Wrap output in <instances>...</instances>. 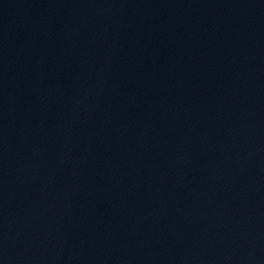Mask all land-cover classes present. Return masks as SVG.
I'll list each match as a JSON object with an SVG mask.
<instances>
[{
    "label": "water",
    "instance_id": "obj_1",
    "mask_svg": "<svg viewBox=\"0 0 264 264\" xmlns=\"http://www.w3.org/2000/svg\"><path fill=\"white\" fill-rule=\"evenodd\" d=\"M0 264H264V0H0Z\"/></svg>",
    "mask_w": 264,
    "mask_h": 264
}]
</instances>
